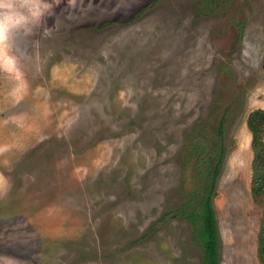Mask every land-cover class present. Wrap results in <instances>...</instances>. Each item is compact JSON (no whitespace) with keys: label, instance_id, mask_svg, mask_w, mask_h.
Masks as SVG:
<instances>
[{"label":"rangeland","instance_id":"374dc122","mask_svg":"<svg viewBox=\"0 0 264 264\" xmlns=\"http://www.w3.org/2000/svg\"><path fill=\"white\" fill-rule=\"evenodd\" d=\"M38 10L0 34V264H203L183 214L221 158L219 264H262L247 117L264 0Z\"/></svg>","mask_w":264,"mask_h":264},{"label":"trees","instance_id":"16d2710c","mask_svg":"<svg viewBox=\"0 0 264 264\" xmlns=\"http://www.w3.org/2000/svg\"><path fill=\"white\" fill-rule=\"evenodd\" d=\"M209 3V2H208ZM247 125L252 133L253 151L251 193L255 203L261 208L258 232V258L264 264V108L253 109L247 117ZM224 122L219 125V134H223ZM225 150L220 151L223 156ZM222 159V158H221ZM219 159L210 176L209 184L198 193L195 203L183 216L194 224L193 239L203 252V264H219V230L212 203L215 183L221 167Z\"/></svg>","mask_w":264,"mask_h":264},{"label":"clouds","instance_id":"9594fccd","mask_svg":"<svg viewBox=\"0 0 264 264\" xmlns=\"http://www.w3.org/2000/svg\"><path fill=\"white\" fill-rule=\"evenodd\" d=\"M38 0H0V34L39 19Z\"/></svg>","mask_w":264,"mask_h":264}]
</instances>
